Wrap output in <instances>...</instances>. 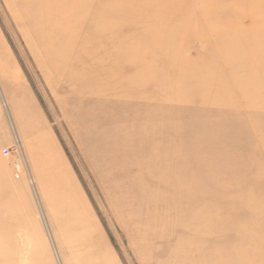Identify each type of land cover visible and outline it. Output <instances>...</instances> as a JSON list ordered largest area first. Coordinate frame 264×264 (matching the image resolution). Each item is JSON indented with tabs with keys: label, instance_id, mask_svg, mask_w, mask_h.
<instances>
[{
	"label": "rangeland",
	"instance_id": "374dc122",
	"mask_svg": "<svg viewBox=\"0 0 264 264\" xmlns=\"http://www.w3.org/2000/svg\"><path fill=\"white\" fill-rule=\"evenodd\" d=\"M39 7L0 0V264H264V72L243 89L253 63L220 58L252 52L244 32L264 53V0H47L57 70ZM231 24L240 44L223 46ZM169 28L179 55L134 59ZM176 55L218 68L183 75L201 90L213 77L206 101L177 83ZM128 129L147 143L98 152L95 137Z\"/></svg>",
	"mask_w": 264,
	"mask_h": 264
},
{
	"label": "bare ground",
	"instance_id": "6f19581e",
	"mask_svg": "<svg viewBox=\"0 0 264 264\" xmlns=\"http://www.w3.org/2000/svg\"><path fill=\"white\" fill-rule=\"evenodd\" d=\"M46 1L47 0H35L37 7L40 6L39 8H37L38 11L36 10L35 13L38 14L39 18H41L44 15L39 10L40 8H44L43 11L45 13H47V16H46L47 20L44 23H41L40 25L42 27H44V28H48L49 27V31L47 32L49 34L47 36L41 37V40L43 38V41L47 42L45 44V46H44L45 57H47V59L49 60V63L51 64V66L54 67L55 70H57V65L59 63L57 62L58 59H55V58L68 56V51H62V52L61 51H57L56 40L59 37H58V35H55L57 33L54 32L53 27L51 25H52V22H54V23L57 22V23H59L60 26H62V24L64 22L61 21L59 18L57 20V16H56L55 12L50 11L48 13L49 9L46 8ZM31 5H33V4H29V5L26 6V8H25L26 12H32L33 11V7ZM64 13L66 15L69 14L68 12H64ZM257 13L258 12H256L255 21L258 20ZM57 26L58 25L55 24V27H57ZM229 26L230 27H224V28L222 27L221 30H220V32H222V35H223V37L221 38L222 41H223V46H225V45L226 46H232V47L238 46L240 43L238 42L237 38L234 37L235 35L233 37H231L230 35L229 36L227 35L229 33V30H230V33H231L232 30H233V27H235L234 24H231ZM262 29H264V26L262 27ZM145 32H146L147 35H149V37H150L149 40L153 42V44H152L153 46L150 45V44H146V47H147L146 50L147 51H145V52H142L139 46L137 47V49H133L132 52L135 55L134 56L135 60H138V59L141 58V55H142L141 53H144L146 55L149 51H152L149 54V56L151 58L152 57L155 58V57L159 56L160 53H161V55H169V54H171V51H172L173 54L179 55V52H181V48L184 47L183 46L184 42H186L185 40L180 38L182 36V30H179V29L169 28V29L163 30V32L159 31V32H156V33L152 32L150 30L145 31ZM225 33H226V35H225ZM240 36L243 37L242 41L245 42L248 47L252 48V52H250V53L247 52V54L244 53L243 55L242 54L241 55H239V54L234 55V52H231V54L229 56H231L233 58H229L225 54L221 55L220 58L223 59V60L229 61L230 63L235 64L237 66L238 70H241V67L244 66V63L247 64L249 61H251L253 63V66H252L253 73H250V75L245 76V78L243 80H241V83L243 84L242 88L245 89L247 87V85H251V83L254 81V76L255 75H257L259 73L261 74L262 72H264V53H262V55H261L255 49V47L257 46V44H256L257 34L256 33L244 32ZM258 38H259V36H258ZM222 41L220 40V42H222ZM58 43H59V40H58ZM241 45L244 46L243 43ZM155 53H157V54H155ZM219 53H220V51H219ZM219 53H218V55H216L217 57H219V55H220ZM177 55L175 56L177 58L174 59V60H176V62L177 61L179 62V65H178V63H176V67L178 68V70L180 72L179 73L180 76L177 77V83L179 85H181L182 87H184V89L186 88L185 86H188L187 89L192 88L193 91L196 93V91H199L201 89L197 88V85H195L194 83H191V81H190L191 79L183 78V75H184V73L186 71L189 72V70H192L195 66H198L197 69H199V70L202 69L203 66L202 65L201 66L200 65H194L193 62H191L189 59H185V58L184 59L183 58L180 59L181 57H179ZM234 56H236L238 58L234 59ZM233 59L235 61H237V60L238 61L235 62V61H233ZM174 60H172V62H174ZM224 63H226V62H224ZM152 67L151 68L149 67V69H150L149 70V74L152 73V74L156 75L155 73H158V72L161 71V70H159V68H156V67L152 68ZM220 68H223L222 64H220ZM162 69L164 70L163 66H162ZM203 70L204 71L207 70V73L208 74H212V76H213L217 72L218 68H216V69L215 68H211L210 69V66L209 67L204 66ZM206 76H208V75H206ZM165 77H167V76H165ZM167 79H168V77L165 78V81H167ZM206 80H207V78H206ZM206 80H205V82H206ZM169 82L172 83L173 81H169ZM148 83H151V80H148L147 83L144 82V84H142V87L147 88L149 86ZM151 84H153V83H151ZM213 84H214V80H213V77H212V79L209 80L208 85H207L209 90L203 89V90L199 91L200 94L202 95L201 96L202 101H206L207 100L208 96L205 95V94H207V93L211 94V91H212V88H213ZM135 85H136V83H135ZM167 85H168L167 82H162L160 84L157 83L156 84V88H157V91L159 92V94H161L163 96H166L167 98H171V93L168 91V89L164 88ZM139 86H141V85H139ZM132 87H134V83L132 84ZM222 87H223V84L221 85V88ZM154 90H156V89L154 88ZM178 91H180V90H178ZM138 94H141V93H138ZM173 97H174V95H173ZM175 97L178 98L180 101L183 99V98H181V96H178V95H175ZM185 100L186 101H190L189 99H186V98H185ZM93 104L94 103H92V105ZM259 107H260V105L257 106V109H259ZM248 109H251L252 111H254L256 108H254V107L250 108L249 107ZM91 110H92L91 108L87 107V117H88L89 120L93 119V116H90L91 112H92ZM149 120L150 119H146V121L145 120L144 121H145L146 124H150L151 122ZM124 133H125V130L122 131L121 135L124 134ZM126 133L128 135H130V136L121 137L119 132L111 130V131H109L106 134L107 137H105L103 135H100L97 138L95 137L94 143L96 145V148L98 149V152H100L103 156H115L117 153L121 152V150L127 149L126 146H125L126 144L127 145L138 144V143L142 144L141 141H143V142L147 141V139L146 140L143 139V137L141 136L140 132L137 133L135 130L128 129Z\"/></svg>",
	"mask_w": 264,
	"mask_h": 264
}]
</instances>
